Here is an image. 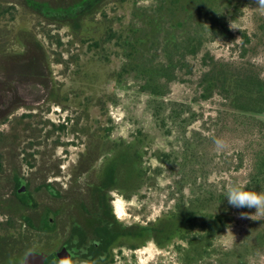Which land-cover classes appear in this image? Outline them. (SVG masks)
Returning <instances> with one entry per match:
<instances>
[{
  "label": "trees",
  "instance_id": "1",
  "mask_svg": "<svg viewBox=\"0 0 264 264\" xmlns=\"http://www.w3.org/2000/svg\"><path fill=\"white\" fill-rule=\"evenodd\" d=\"M88 5L92 10L80 15ZM247 6L261 9L257 0H75L57 22L68 27V40L50 36L59 49L53 59L37 45L44 55L19 61L8 74L20 80L9 98L28 95L72 113L69 127L37 123L33 145L40 137L76 136L86 139L89 152H106L101 180L142 205L155 194L167 208L154 222L127 230L129 242L172 246L180 264H248L249 255L264 253V209H237L225 198L232 184L264 193V68L252 61L264 51V21L257 19L249 36L233 34L224 19ZM218 38L239 41L236 60L217 59L204 48ZM52 63L61 67L62 82L54 81ZM172 83L184 85L190 98L168 100ZM123 90L136 93L127 104ZM213 99L212 114L196 109ZM18 107L1 109L0 124ZM118 107L130 127L125 136L111 117ZM217 138L225 150L216 149ZM59 139L54 147L63 145ZM245 162L239 180L234 175ZM241 214L248 226L242 242L218 248L215 240Z\"/></svg>",
  "mask_w": 264,
  "mask_h": 264
},
{
  "label": "flooded vegetation",
  "instance_id": "2",
  "mask_svg": "<svg viewBox=\"0 0 264 264\" xmlns=\"http://www.w3.org/2000/svg\"><path fill=\"white\" fill-rule=\"evenodd\" d=\"M74 3L75 0H0V110L19 106L0 124V264H23L31 253L42 254L43 264H119L115 258L127 264L125 251L134 253L150 242L155 245L152 241L129 242L127 230L151 222L130 224L119 220L114 205L117 190L101 180L100 167L106 152L100 156L89 152L82 138V150L68 163L67 151L76 143L72 136L66 143L59 141L63 144L57 146L61 152L33 148L35 118L48 126L69 127L72 113L56 102L34 103L28 95L12 99L8 96L20 81L8 77L15 74L19 61L37 53L44 55L38 52L37 45L53 59L50 36L53 31H67L68 27L57 22L65 20L63 10H71ZM89 10L90 5L78 13ZM17 15L29 21L28 32L17 35V28H13ZM35 29L41 30L39 35ZM28 89L24 88L26 92ZM54 108L62 113L57 120L49 118ZM45 115L51 122L44 120ZM39 192L61 201V206L46 211L44 205L37 204L35 195ZM17 203L22 208H16Z\"/></svg>",
  "mask_w": 264,
  "mask_h": 264
},
{
  "label": "rangeland",
  "instance_id": "3",
  "mask_svg": "<svg viewBox=\"0 0 264 264\" xmlns=\"http://www.w3.org/2000/svg\"><path fill=\"white\" fill-rule=\"evenodd\" d=\"M138 3V2H137ZM150 4V1H139L137 6H148ZM110 9V7H107ZM17 20L15 21V26L13 28H17L18 32L17 35H20L21 32L27 31L30 28L27 24V19H25V16L17 15ZM264 21V10L253 8L251 6L243 7L240 9L239 12L234 13L232 15V12H225L224 13V19L226 23L228 24L230 30L233 34L238 35L239 32H246L247 35H252L256 29L258 19ZM45 27V26H43ZM232 27H237V29H233ZM49 29V28H47ZM52 30V29H51ZM37 35L41 30L35 29L34 30ZM33 32V31H32ZM34 34V33H33ZM53 34V35H52ZM51 36H55L58 38H62V41L65 42L68 40V37L66 35L68 34L66 29H61L59 31H53ZM54 44V43H53ZM51 53L54 55V52H58L59 49H55L54 45L49 44ZM204 48L212 54L217 59H224V60H236L239 53V41H236L233 44H230L229 42L225 40L215 39L214 41H210L204 45ZM49 49V48H48ZM199 59V58H198ZM52 60V59H51ZM50 61V60H49ZM252 61L255 63H258L263 66L264 68V51L262 49H258L255 52V56L252 58ZM194 66H198L197 60L193 62ZM50 70L52 71V76L54 78V81L59 83L62 82L63 76L61 75V67L58 65H55L52 63L50 65ZM23 93H26V91H22ZM123 94L125 95V104L132 100V96L136 94L134 91H127L123 90ZM167 99L171 101H184L188 100L190 98V91L180 83H172L169 88V92L167 94ZM124 98L123 95H121V100ZM216 99H213L212 101L208 103H204L201 105H196V109L199 112H203L205 115L212 114V109L215 107ZM62 114L58 110L53 109V112L51 113L49 118H52L54 120H57L58 117ZM45 115L44 120H49ZM111 117L113 120H115L118 125L116 126L117 134L118 135H127L128 125L121 121L123 115L121 114L120 107L117 109L113 108L111 110ZM32 122L34 126L38 124V126L41 128L42 124L41 122H38V117L35 118ZM51 122V121H50ZM194 127H198V125H194ZM5 129V128H4ZM45 131L44 129H42ZM47 130V128H46ZM42 131V132H43ZM44 133V132H43ZM42 133V134H43ZM117 135V136H118ZM71 138V137H68ZM75 145L69 147L70 158L68 159V163H71L72 160H75L76 154L79 153L82 148L80 144L82 143V139L77 138L76 136H72ZM77 138V139H76ZM59 138L55 137H40L36 139L35 143L33 145L34 149H40L44 150V152H61V147H54L53 142L56 141ZM35 140V139H34ZM67 138L59 139L60 142H67ZM58 155V153H57ZM153 164H155L153 162ZM248 168V163L245 162L242 173L237 176L239 180H242V178L245 177V170ZM161 186H164L166 184V181L164 178H161L160 180ZM156 195L153 194L152 199L148 201L147 203H144V205L140 204L139 201H137V198H131L130 200H125L121 197L120 193H116L115 195V209L117 212V216L119 217V220L127 223H148L155 220L163 211H165L167 208L164 205H158V199L155 197ZM151 197V196H150ZM35 198L37 200L38 205H44L45 210H53L57 209L61 206V201L53 199L46 195L44 192H39L35 195ZM144 206V208H143ZM143 210L146 212H143ZM144 217H143V214ZM247 218L243 216H237L234 220V222L230 225L229 228H227L219 237L215 240V244L218 246V248H222L224 250H231L232 248L238 246L242 239L244 238V235L247 231ZM125 254L128 256L129 262L127 264H180L178 261V256L175 253V251L172 249V246L161 249L158 248L153 243H147L144 247L140 248L139 250L135 251L134 253L125 251ZM215 259V257H212ZM119 264H123V261L121 258H115ZM248 264H264V253H252V255H249L248 257Z\"/></svg>",
  "mask_w": 264,
  "mask_h": 264
},
{
  "label": "clouds",
  "instance_id": "4",
  "mask_svg": "<svg viewBox=\"0 0 264 264\" xmlns=\"http://www.w3.org/2000/svg\"><path fill=\"white\" fill-rule=\"evenodd\" d=\"M257 4L264 9V0H257ZM237 29V27H232ZM214 144L218 151L226 149V142L222 139H215ZM225 198L230 206L240 208H255L258 211L264 209V193H258L248 190L246 186L240 184H232L226 191ZM243 216V214H241Z\"/></svg>",
  "mask_w": 264,
  "mask_h": 264
},
{
  "label": "water",
  "instance_id": "5",
  "mask_svg": "<svg viewBox=\"0 0 264 264\" xmlns=\"http://www.w3.org/2000/svg\"><path fill=\"white\" fill-rule=\"evenodd\" d=\"M45 257L42 254H28L23 264H43Z\"/></svg>",
  "mask_w": 264,
  "mask_h": 264
}]
</instances>
